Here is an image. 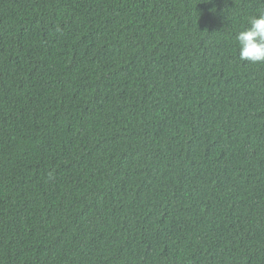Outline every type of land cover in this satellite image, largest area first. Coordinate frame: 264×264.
I'll return each instance as SVG.
<instances>
[{
    "label": "trees",
    "instance_id": "obj_1",
    "mask_svg": "<svg viewBox=\"0 0 264 264\" xmlns=\"http://www.w3.org/2000/svg\"><path fill=\"white\" fill-rule=\"evenodd\" d=\"M264 0H0V264H264Z\"/></svg>",
    "mask_w": 264,
    "mask_h": 264
},
{
    "label": "clouds",
    "instance_id": "obj_2",
    "mask_svg": "<svg viewBox=\"0 0 264 264\" xmlns=\"http://www.w3.org/2000/svg\"><path fill=\"white\" fill-rule=\"evenodd\" d=\"M248 25L236 36L239 59L253 64L264 63V11L252 16Z\"/></svg>",
    "mask_w": 264,
    "mask_h": 264
}]
</instances>
